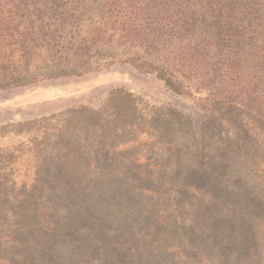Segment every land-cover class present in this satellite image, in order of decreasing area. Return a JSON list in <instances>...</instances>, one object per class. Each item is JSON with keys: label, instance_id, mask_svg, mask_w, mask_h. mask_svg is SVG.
<instances>
[{"label": "rangeland", "instance_id": "374dc122", "mask_svg": "<svg viewBox=\"0 0 264 264\" xmlns=\"http://www.w3.org/2000/svg\"><path fill=\"white\" fill-rule=\"evenodd\" d=\"M117 87L190 118L197 114L201 123L208 118L129 65L0 91L2 232L38 233L34 260L41 259L39 246L51 241L63 264H264V178L257 164L263 134L248 131L240 154H230L225 126L210 121L200 132L192 126L198 142L187 124L178 127L173 150L158 146L150 167L141 166L149 179L102 176L84 165V149L99 133L86 134L64 115L97 109ZM42 138L46 143L36 146ZM59 140L79 151L67 161L71 171L53 166L65 160ZM129 153L123 147L95 162L104 171L127 172L120 163ZM36 170L46 183L42 193Z\"/></svg>", "mask_w": 264, "mask_h": 264}, {"label": "trees", "instance_id": "16d2710c", "mask_svg": "<svg viewBox=\"0 0 264 264\" xmlns=\"http://www.w3.org/2000/svg\"><path fill=\"white\" fill-rule=\"evenodd\" d=\"M113 65L154 77L208 118L201 123L197 114L193 119L152 105L122 87L112 89L97 109L70 110L64 115L69 123L87 129L86 134L99 133L84 149L89 162L84 165L99 175L149 179L141 166L150 167L156 147L173 150L178 127L187 124L192 133V126L200 132L210 121L225 126L230 154H240L248 131L264 136V0H0V91ZM42 143L43 138L36 146ZM57 143L65 160L62 167L53 166L71 171L67 161L79 151H71L72 141ZM123 147L130 151L120 163L130 168L127 172L100 169L95 158ZM259 156L258 172L264 178V150ZM35 174L42 193L46 183L40 172ZM1 214L0 264H63L58 253L52 254L51 241L39 246L41 259L34 260L33 241L39 234L2 232Z\"/></svg>", "mask_w": 264, "mask_h": 264}]
</instances>
